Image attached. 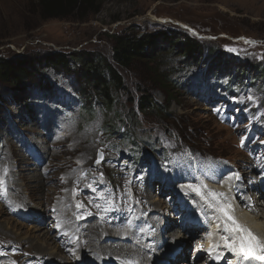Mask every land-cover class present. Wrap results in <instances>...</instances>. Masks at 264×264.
I'll return each mask as SVG.
<instances>
[{"label":"rangeland","instance_id":"374dc122","mask_svg":"<svg viewBox=\"0 0 264 264\" xmlns=\"http://www.w3.org/2000/svg\"><path fill=\"white\" fill-rule=\"evenodd\" d=\"M38 2L0 0V65L2 60L42 59L52 52L68 56L71 54L73 64L79 57L99 54L116 69L122 78V86L113 93L112 106L107 107L99 95H90V101L82 99L81 103L74 89L81 85L72 73L60 74L52 68L46 69L45 83L48 82L52 87L47 94L48 98H41L47 95L40 94L34 85L15 91L11 84L0 79V173L5 169L9 172L2 156H13L8 154L5 141H9L14 148V156L20 154V151L24 153V145L29 148L28 144L31 143L42 155L38 158L42 157L43 160L33 162V167L30 164L33 170L24 172L30 175L41 172L45 180L43 201L47 199L46 203H55V196L48 197L51 194L50 188L54 185L64 186L75 171H87L92 175V178L85 179L90 185L88 188H99L97 193L108 196L109 203H112L125 188L118 170L125 172L128 185L131 176L145 165L147 168L155 163L160 166L161 160L167 161L171 155L184 152L191 171L193 169V176L199 182L184 183L185 189L198 193L196 199H192L201 203L209 201L213 196L217 200L224 196L231 204V184L238 177L232 162L224 158H230L235 163L241 162L239 158L242 159L244 154L238 148L244 151L251 149L254 156H264V75L260 76L253 68L254 65L264 67V0H98V11L86 20L44 18ZM160 31L188 33L196 37L201 42L200 52L194 60L185 59L173 52L172 40L166 41L171 50L164 48L159 51L154 62L136 61L129 67L115 64L112 59L113 36H141ZM210 53H213V59H209ZM215 70H218L219 76H211ZM226 72L239 82L241 86L238 89L230 92L226 90ZM156 73L168 76L166 89L153 80ZM85 86L88 88L86 90L91 91L89 85ZM141 93L150 96L154 103L151 110H136ZM206 94L218 96L214 110H210L209 105L201 99ZM47 114L53 116L52 121H55L56 126L49 120L46 124L49 127L45 125L47 129H40L44 123L40 117ZM221 116L225 119L231 116L235 121V134L229 128L218 125L222 122ZM65 124L70 127L69 134L74 140L64 145H55L60 135L65 134L58 127ZM49 129H53L55 137L41 141L42 135L36 130ZM86 145L90 146V150L87 151L89 162L85 164L80 159V148ZM43 149L48 150L45 155ZM98 151L103 154L99 163L96 162ZM49 152L51 156H48ZM209 155L222 157L208 162L216 169L218 177L223 176L215 183L205 179L202 171L197 172L195 165L197 158L203 160L202 167L206 166L204 160ZM263 173L264 169L254 172L255 179L262 182V188L258 190L261 193H264ZM12 174L17 177V169H13ZM65 175H68L66 180ZM17 181L23 193L15 194L14 187L10 190L7 186L10 198L16 196L20 202L38 207L36 200L23 198L28 197V193L24 191L19 178ZM148 182L152 188L150 200H164V207L174 206V195L165 192L159 198L161 182H152L151 179ZM199 186L210 190L201 191ZM2 191L6 192L5 188L0 187V195ZM64 192L63 189L61 193ZM70 197L74 198L72 195ZM258 199L264 201L261 196ZM169 208L160 214L161 229L171 220L174 225L190 222L183 208V211H172L173 214ZM6 209L0 199V239L9 244H23V247L18 245L12 250L6 249L7 254L0 256V264H28L31 259H24V256L43 259L51 256L59 259V256L65 255V264L81 261L82 258L75 255L73 248H62L58 238L55 243L50 244L48 241L49 245L36 242L35 236L39 235L40 230L34 227L43 223L42 219L34 215L32 219L9 213ZM204 211L203 205L199 204L196 208H190L188 213L199 215ZM243 211L244 214L249 213V210ZM237 213H230L227 222L223 219L219 221L225 233L214 231L210 224L207 229L202 227L183 231L171 241L167 235L155 231V239L145 242L151 245L146 246L149 251L146 249L144 253L157 254V264H208L212 260L211 252L218 254L219 249H208L205 246L206 240L210 236L213 242L218 243L217 246L231 245L229 237H233L236 224L240 223ZM47 220L46 226L54 234L56 219L50 216ZM241 224L252 226L246 220ZM194 232L197 235L191 237ZM52 234L50 236L54 238ZM131 239L122 241L132 242ZM117 240L120 239L104 242ZM185 241L189 246L184 249ZM137 243L132 246L139 251L142 241ZM164 243L165 246L158 249ZM20 249L25 255L18 254ZM43 250L51 255L38 253ZM177 252L182 257L172 260ZM87 258L84 259L87 264H98L96 258ZM219 260L222 264L233 263L231 257H219ZM117 263L133 264L131 258ZM134 263L139 261L134 258ZM44 264L55 263L48 261Z\"/></svg>","mask_w":264,"mask_h":264},{"label":"bare ground","instance_id":"6f19581e","mask_svg":"<svg viewBox=\"0 0 264 264\" xmlns=\"http://www.w3.org/2000/svg\"><path fill=\"white\" fill-rule=\"evenodd\" d=\"M217 97V95L211 94L210 96L206 94V97L201 96V99L209 105L210 110H214V105L217 103L218 99ZM31 108L34 109V107ZM52 118L53 116H49L48 114L45 115V117H40L44 122L40 129H47L49 126L46 124H48L49 120L50 123H53V126H56L54 124L55 121H52ZM221 119L222 122L218 123V125H222L223 128H229L235 134L237 125L231 116L227 119L221 116ZM45 125L47 128H45ZM62 126L58 127V129L61 128V130H64L65 134L60 135L59 140L55 145H64L69 141L74 140V137L69 134L70 127L67 124ZM36 131L41 133L43 138L41 141L43 142L46 141L45 138L49 139L55 137L53 129H49L48 131ZM14 139L17 140L16 138ZM5 142L8 154L11 153L13 156H2L3 159L6 160L4 163L6 168L9 169V172L5 169L4 172L2 171L0 173V187L5 188L6 190V192L2 191L0 195L2 205L7 208L6 211L9 213L25 215L32 219H34V215L36 216L35 218L42 219L43 223H39L34 227V229L40 230L39 235L35 236L36 242L38 244L43 243V245H49L48 241H50L51 244L56 242L55 239H60V242L63 245L62 248H65L66 246L73 248L76 252L75 255L82 258L77 264H87L86 261H84V259L88 260L87 256H89V258L91 256L96 258L98 264H118L117 261L123 262L128 258H131L133 264H157L159 263V256L157 254L152 253L151 255H147L144 253L147 249L146 246L151 245L145 242L153 241L155 239V231H158V234L167 235L168 239L171 241L178 234L183 233V231L202 227L207 229L210 224H212L211 229L214 231L225 233L224 226L219 224V221L221 219L229 221L230 213L236 211H238L237 216L240 223L236 224L234 234H232L233 237L231 235L229 237L232 240L231 245L225 244V246H217L218 243L216 241L213 242L210 239V236L206 240L205 246L208 249H219L218 254L214 251L211 252L212 260L208 264H222L219 257H222V259L223 257L224 259L231 257L232 264H264L257 259L247 256V248L249 246L255 248L252 243L247 244L248 239L253 238L259 241V247L261 248L255 252L257 258L264 257V201L258 199V196L264 198V193L258 192V190L262 188V182L257 181L254 176V172L258 169H264V156H254L251 149L244 151L237 147L244 154L242 159L239 158V160H241L239 163H235L230 158H224L227 161L232 162V168L237 172L236 176L238 177L237 181L231 184V190L229 192L230 195L233 196L231 204L229 199L224 196H221L220 200L215 199L213 196L212 198H209V201H201V203L192 199L194 197L196 199L198 193L191 189H185L184 183L192 181L198 184L199 182L198 179L193 176V169L191 171L189 161L186 159L184 152H180L177 155H169L170 159L167 161L161 160L160 166H157L155 163L150 164L149 168H147L145 165L143 169L135 172L131 176L128 185H126L127 179L125 172L118 170L121 175L120 181H123L121 183L123 186L125 185V188L123 193L117 196L112 203H109L108 196L97 193L100 190L99 188L94 190L93 188H88L90 185L85 182V179L87 177L92 178V175L87 171L73 172L67 183L62 187H55V185L52 186L50 188L51 194L47 196H55V203H46L47 199L46 201H43L42 199L45 180L43 179L42 174H40L41 172L32 175L24 172L33 170V168L30 167L33 162L36 161L39 163L43 160L42 157L38 158L39 156H42L40 152L35 149L33 144L29 143V148L24 145V153L20 151V154L14 156V148L11 143L9 141ZM20 142L21 141H19V143ZM71 150H74V148ZM89 150L90 146L88 145L81 146L80 148V152H82L80 159L83 160L85 164L89 162V153L87 152ZM47 151L48 150L43 149V155H45ZM64 151L65 149L63 152ZM30 155L32 156L31 158L29 157ZM51 155L52 153L49 152L48 156ZM192 155L195 156L193 153ZM221 158L222 157L219 156L209 155V157L204 160L207 164L203 167V160L195 158L197 172L202 171L205 179L212 183L221 180L223 176L218 177L216 169L208 163L211 162V159L218 160ZM30 159L32 161H30ZM13 169H17V177H14V174H12ZM67 177L68 175H65L64 180H66ZM18 178L23 184L24 191L28 193V197L24 196L23 198L26 200H36L35 202L38 204V207L24 204L23 201L20 202L16 196H11L10 198L8 187L10 190L14 187L15 194L20 192L23 193V189L18 183L19 181H17ZM148 179H151L152 182L156 180L157 182H161L159 198H162L161 196L165 192L174 195L176 199L174 206L170 208L168 206L164 207V200H162L163 207H161L162 202L159 199L150 200L152 188ZM199 188L201 191L205 192H209L210 190L200 186ZM63 189L65 192L61 193ZM71 195L74 196V198L70 197ZM199 204L203 205V209H205L204 212L198 213L199 215H195V212L188 213L190 208H196ZM31 207H33V210ZM45 208H47V210ZM168 208L171 211V214L180 211V209L181 211L184 210L183 212L189 217L190 222H183L181 225H174L171 220L167 226L161 229L159 223L161 219L160 214ZM243 210H249V213L244 214ZM50 216L56 219L57 225L53 226L55 229L54 234H52L50 229H48V226H46V222L48 221L47 218ZM217 216H219L218 219ZM244 219L247 222H250L252 226H242L241 223L245 221ZM86 220L90 221H87L86 223ZM182 220L185 221V219ZM228 226L231 227L230 224H228ZM49 233L52 234L54 238L50 236ZM196 235L197 233L194 232L191 237ZM131 237L133 238L131 239ZM235 237L239 239L240 242L236 239L234 240ZM116 238H119L120 240L110 243L104 242L106 240H115ZM128 239H131L136 245H138L137 241H142L140 245L141 250L138 251L133 248L132 242L125 243L122 241ZM219 242L223 241L220 240ZM18 245L23 247V244H9L0 239V256L7 254L8 250L6 249L12 250ZM164 246L165 243L159 245L158 249H162ZM188 246V242L185 241L184 249ZM39 251L38 253L40 254L44 253L51 255L48 251ZM147 251H149V249H147ZM18 254L22 256L25 255L24 251L21 249ZM59 257V259H54L55 257L50 256L49 258L43 259L38 256H24V259H31L28 264H44L48 261H53L55 264H65V255ZM181 257L182 255L177 252L172 256V260H177ZM134 258H136L139 263H134ZM66 264H74V262Z\"/></svg>","mask_w":264,"mask_h":264},{"label":"trees","instance_id":"16d2710c","mask_svg":"<svg viewBox=\"0 0 264 264\" xmlns=\"http://www.w3.org/2000/svg\"><path fill=\"white\" fill-rule=\"evenodd\" d=\"M38 5L44 18H70L71 20H86L99 9L98 0H39ZM168 32L160 31L154 34H142L141 36H133L131 34L113 36V61L121 67H129L136 61L154 62L159 51L164 48L172 49L173 52L182 55L185 59L194 60L200 52L201 42L188 33ZM166 41H172L171 49L166 45ZM70 55L52 52L42 57V59L34 58L28 60L18 58L15 61L2 60L0 79L7 84H11L15 91L16 89L24 90L28 85H34V89L40 94L47 95L52 87L48 82L45 83L47 81L45 76L46 69L52 68V70L60 74L72 73L75 76V80L81 85L79 88H74L81 103H83L82 99L90 101V95H99L107 107H111L114 101L113 93L122 86V78L113 65L105 61L99 54L93 53L79 57L73 64ZM213 58L214 55L212 53L209 59ZM253 68L260 73V76L264 75V67L259 68L254 65ZM243 71L248 73L246 69ZM226 73V90L230 92L233 89H238L241 86L238 85L239 82L234 80L229 72ZM211 76H219L218 70H215ZM153 80L166 89L168 76H161L156 73ZM84 85H89L91 91L86 90L88 88L86 86L83 87ZM48 97L49 95L41 98ZM153 106L154 103L146 93H141L138 96L136 106L138 112L151 110Z\"/></svg>","mask_w":264,"mask_h":264},{"label":"water","instance_id":"95a60500","mask_svg":"<svg viewBox=\"0 0 264 264\" xmlns=\"http://www.w3.org/2000/svg\"><path fill=\"white\" fill-rule=\"evenodd\" d=\"M102 157H103L102 152L98 151V152H97L96 162H97L98 160H99V162H101V161H102Z\"/></svg>","mask_w":264,"mask_h":264},{"label":"snow or ice","instance_id":"6c2138e0","mask_svg":"<svg viewBox=\"0 0 264 264\" xmlns=\"http://www.w3.org/2000/svg\"><path fill=\"white\" fill-rule=\"evenodd\" d=\"M97 163H99V160L97 161ZM259 259L262 260V261H264V257H259Z\"/></svg>","mask_w":264,"mask_h":264}]
</instances>
